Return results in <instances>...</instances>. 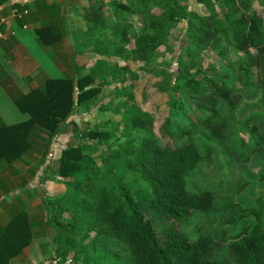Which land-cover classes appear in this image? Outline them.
Listing matches in <instances>:
<instances>
[{"label": "trees", "instance_id": "obj_1", "mask_svg": "<svg viewBox=\"0 0 264 264\" xmlns=\"http://www.w3.org/2000/svg\"><path fill=\"white\" fill-rule=\"evenodd\" d=\"M188 1L112 0L108 6L104 0H99L98 5H89L84 15L85 30L92 41L117 10L125 11L118 18L123 23L128 16H147L148 29L152 30L151 34L138 35L127 24H116L110 43L104 49L97 48L92 52L103 54L107 48L113 47L114 56L126 59L123 47L131 44L133 37L134 45L130 52L133 59L149 63L162 42L161 38L171 32L172 26L184 24L188 41L196 48L223 40L234 52L244 54L250 67L264 72V0H258L261 16L256 15L254 10L248 13L253 6L252 0H196L214 15L212 17L209 13L198 15L188 11ZM111 6L114 7L113 12L109 11ZM154 7L159 9L156 14L150 12ZM186 53L188 63L200 57L195 48ZM109 57V54L106 55V58ZM177 62L180 68L173 87L179 84L182 95L173 100L172 109L161 124V135L166 137V142L161 144L154 138L151 115L137 106L132 92L126 93L130 103L125 105L124 119L131 130L142 131L144 135L138 140L132 136L120 148L112 150L113 157L108 164L119 163L129 177L127 183L114 182L111 174L92 167L93 159L89 151L107 145L112 132L87 129L82 135L84 140L61 145L56 176H44L42 179L54 182L55 177H59L67 180L65 185L74 193L73 197L65 200L50 199L45 194L43 200L49 214L45 222L56 228L61 238L57 243L61 263L221 264L214 260L207 236L199 235L192 239L181 230L194 212L208 210L214 201L212 192H190L185 184V177L198 162L210 161L209 150L204 149L203 152L194 141L178 144L172 127L177 130V135H186L200 126L207 132L203 137L208 141L211 138L222 139L221 129L224 126L221 113L230 111L236 99L225 78L209 77L208 74L196 78L180 57ZM242 69L248 78L249 69L245 66ZM73 70L72 78H50L44 90L35 88L14 99L18 110L28 114L29 119L7 124L0 117V162L11 164L22 161L32 150L30 138L36 127L57 138L75 115L76 107L99 94L101 87L94 85L95 71L75 63ZM117 77L115 74L114 79ZM121 79V82L125 80ZM259 85L264 86V82L260 81ZM165 90L170 91V88ZM185 125H189L190 129L184 131L181 126ZM90 140L94 145L89 144ZM240 155L244 161L248 160L243 151ZM37 169L34 177L42 182ZM259 180H264V171ZM262 201L264 198H256L248 209L236 203L229 206L239 213L240 219H252L254 222L240 240L228 247L235 264H264ZM64 212L71 214L67 223L59 222L52 216V213L60 216ZM157 225L162 228L159 230ZM34 228L24 210L18 209L11 214L0 232V264H7L10 259L22 255L24 248L30 245L36 234L38 236Z\"/></svg>", "mask_w": 264, "mask_h": 264}, {"label": "rangeland", "instance_id": "obj_2", "mask_svg": "<svg viewBox=\"0 0 264 264\" xmlns=\"http://www.w3.org/2000/svg\"><path fill=\"white\" fill-rule=\"evenodd\" d=\"M111 1L104 0V3L109 5ZM252 3L253 6L248 13L254 10L256 15L261 16L258 0H252ZM98 4L99 0H86L82 13L79 14V10H76V13L78 12L76 16L81 15L77 18V23H86L84 16L86 9L89 5L92 7ZM187 10L198 15L209 13L204 5L197 3L196 0L188 1ZM109 11L113 12L114 7L111 6ZM150 12L156 14L159 9L154 7ZM124 14V10L112 13L94 41L89 39L90 34L85 30L86 24L83 27H75L77 31L68 45L72 53V61L71 59L68 61V68L71 67L72 70V63H75L95 71L94 85L101 87V90L99 94L76 107L75 115L66 123L63 132L57 138L54 139L48 131L36 127L30 138L32 146L30 153L22 161L14 164L6 162L0 164V182L3 185V195L0 198V229L16 210H24L30 217L32 227H35V233H38L28 252L32 264H63L60 262L57 245L61 238L57 229L45 222L49 214L43 200L45 194L50 199L65 200L67 197H73L74 193L65 185L67 180L55 177L54 182L42 181L44 176H56L61 145L84 140L82 135L87 129L112 132L113 136L107 145L89 151L93 159L92 167L111 174L114 182L127 183L129 177L123 172L122 166L119 163L112 166L108 164L113 157L112 150L120 148L119 146L132 136L138 140L144 135L142 131L131 130L124 119L125 105L130 103L126 93L132 92L137 106L151 115L153 119L151 132L154 138L161 144L166 142V137L161 135V124L165 121L169 109H172L173 100L182 95L178 89L179 84L176 86L177 89L173 87L179 74L180 65L177 58L180 57L190 74H196V78H200L202 74L225 78L231 85L236 99L230 111L221 113L224 126L221 129L222 139L211 138L208 141L203 137L207 132L200 126L192 132L188 131L186 135H177V130L172 127V132L177 135L174 138L178 144L194 141L203 152L204 149L209 150L210 161L205 159L198 162L185 177V184L190 192L207 190L214 196L210 208L194 212L188 219V224L182 226L181 230L192 239L199 235L207 236L211 241L214 260L221 264H235L228 247L234 241L240 240L242 234L249 231L254 222L252 219L247 221L240 219L239 213L229 206L236 203L239 207L248 209L253 206L256 198H264V180H259L264 171V86L259 85L260 81L264 82V72L250 67L249 59L227 47L223 40H215L208 46L196 48L188 41L184 24L172 26L171 32L165 38H161L162 42L157 46L149 63L133 59V54L130 53L134 45L133 37L131 44L123 47L126 59L114 56L113 47L107 48L103 54L92 52L97 48L104 49V46L110 43L114 37L113 26L119 23L127 24L138 35L152 33V30L148 29L147 16H128L127 21L123 23L118 18ZM209 14L211 17L214 16L211 12ZM194 48L198 49L200 57L188 63L186 52ZM108 54L110 57L106 58ZM242 66L249 69L248 78ZM71 74L74 76V72ZM115 74L118 75L116 79ZM121 78L125 80L121 82ZM167 87L170 91L165 90ZM0 117L7 124L29 119L28 114L18 110L13 100L4 95L0 97ZM181 127L184 131L190 129L189 125ZM252 128L255 129L254 132L250 131ZM241 142L244 145L240 144ZM89 144L94 145V142L90 140ZM241 151L248 156L247 161L243 160ZM36 169V173L41 174L42 182L34 177ZM53 211H56L55 208ZM70 215L69 212H64L60 216L52 213V216L63 223L69 222ZM260 215L264 229V201L261 204ZM157 227L159 230L162 228L160 225Z\"/></svg>", "mask_w": 264, "mask_h": 264}, {"label": "crops", "instance_id": "obj_3", "mask_svg": "<svg viewBox=\"0 0 264 264\" xmlns=\"http://www.w3.org/2000/svg\"><path fill=\"white\" fill-rule=\"evenodd\" d=\"M85 2L0 0V97L7 96L14 103L17 96L35 88L44 90L50 78L73 77V63V71L68 68L72 57L68 45L77 31L75 27L86 24L77 23L81 15L76 16L77 9L79 14L82 13ZM12 9L28 13L19 19L13 18L10 15ZM2 186L0 182V198L3 195ZM32 244L24 248L20 257L10 259L7 264H32L28 255Z\"/></svg>", "mask_w": 264, "mask_h": 264}, {"label": "built area", "instance_id": "obj_4", "mask_svg": "<svg viewBox=\"0 0 264 264\" xmlns=\"http://www.w3.org/2000/svg\"><path fill=\"white\" fill-rule=\"evenodd\" d=\"M27 13H28V12H27L26 10L20 12L18 9H12L10 15H11V17H13V18H18V19H19V18H21L22 16L27 15Z\"/></svg>", "mask_w": 264, "mask_h": 264}]
</instances>
